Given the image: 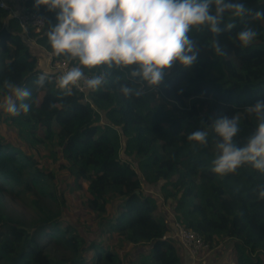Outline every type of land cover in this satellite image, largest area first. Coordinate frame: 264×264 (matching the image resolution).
<instances>
[{
    "label": "trees",
    "instance_id": "1",
    "mask_svg": "<svg viewBox=\"0 0 264 264\" xmlns=\"http://www.w3.org/2000/svg\"><path fill=\"white\" fill-rule=\"evenodd\" d=\"M242 2L250 13L264 11V0ZM22 5L16 12L32 9L48 22L26 37L0 8V96L12 91L5 81L31 92L27 113L0 115V127L12 128L0 133V264H190L173 237L174 220L210 249L229 244V264H264V173L247 164L223 176L211 170L218 142L212 120L240 115L234 142L241 146L257 126L245 109L264 99V20L237 18L219 37L224 56L208 47L211 33L193 28L189 35L202 48L197 63L169 69L154 89L138 85V97L120 91L131 83L129 68H83L105 77L86 102L46 79L35 84L45 71L24 38L51 55L47 33L56 12L34 0ZM245 25L258 35L241 48L235 37ZM197 129H207L208 142L193 148L187 138ZM46 141L56 148L44 154ZM45 162L64 173L62 189ZM4 197L30 206L31 217L7 209Z\"/></svg>",
    "mask_w": 264,
    "mask_h": 264
},
{
    "label": "clouds",
    "instance_id": "2",
    "mask_svg": "<svg viewBox=\"0 0 264 264\" xmlns=\"http://www.w3.org/2000/svg\"><path fill=\"white\" fill-rule=\"evenodd\" d=\"M42 5L56 12L57 22L47 33L51 55L77 62L59 77V87L68 91L70 85L77 84L84 76L83 68H129L131 83L120 88L126 97L140 96L138 85L154 89L176 65L187 69L197 63L202 48L189 35L193 28L211 33L208 47L224 56L219 37L236 27L237 18L251 14L254 20H264V11L250 13L242 0H34V7ZM226 16L231 19L225 24ZM257 35L253 27L245 25L235 39L239 47L245 48ZM45 79L46 74H42L35 84L42 87ZM104 80L102 75L93 76L86 80V86L95 90ZM4 87L15 97L5 98L4 110L12 116L21 110L27 113L30 106L23 101L31 92L9 81ZM245 111L254 116L257 126L242 146L234 142L240 132V115L211 121L218 138L212 172L223 176L247 164L264 173V99ZM208 137L207 129H197L187 139L195 148L206 145ZM258 195L264 198V185L259 187Z\"/></svg>",
    "mask_w": 264,
    "mask_h": 264
},
{
    "label": "built area",
    "instance_id": "3",
    "mask_svg": "<svg viewBox=\"0 0 264 264\" xmlns=\"http://www.w3.org/2000/svg\"><path fill=\"white\" fill-rule=\"evenodd\" d=\"M0 8L10 13L18 22L20 29L26 37H29L31 34H40L48 22V17L46 15L32 9H25L19 13L14 12L4 0H0ZM50 60L52 61V59ZM71 68L72 66L65 61H52L47 71H40L38 74L39 76L46 74V80L55 83L59 87V77ZM100 75L104 76L103 70L93 73L84 72L83 78L77 84L70 85L69 90L82 95L84 101L90 102L88 95L93 89L86 86V80L93 76ZM172 229L173 237L179 241L182 248L190 257L196 258L201 251L208 250V245L204 242L202 236L194 231L188 230L182 223L176 220L172 221ZM166 238H169V235H164L162 237L163 240Z\"/></svg>",
    "mask_w": 264,
    "mask_h": 264
},
{
    "label": "rangeland",
    "instance_id": "4",
    "mask_svg": "<svg viewBox=\"0 0 264 264\" xmlns=\"http://www.w3.org/2000/svg\"><path fill=\"white\" fill-rule=\"evenodd\" d=\"M6 1V0H5ZM11 2H8V0L6 1L7 2V5L10 7V8H14V9H17V8H20L22 7V3H23V0H10ZM13 6H12V5ZM13 9V10H14ZM26 41H27V44H28V47H29V50H30V53L32 54H35L36 57H37V61H38V68L39 70H42L45 69L44 67L49 63L51 64L52 61L50 60L51 59V55L48 54L49 58H47V54H43L42 53V49H40L36 43H35V38H24ZM4 45V38L3 37H0V49L3 47ZM48 64V66H49ZM9 95H12L14 96L13 92L11 91L10 93H8L7 95H1L0 96V115L2 117L6 116L7 115V112L4 110V101H5V98ZM102 115V114H101ZM3 124V123H2ZM12 128H6L5 126H2L0 127V133L2 134H6L7 132L11 131ZM39 133L41 134V132L39 131ZM21 142V139L19 140ZM46 145H44V149H43V153L44 154H47L49 153L50 151L54 150L56 147V145H52L50 144L48 141H46ZM44 167H46L48 170H50L51 172H53L58 180H57V187H58V190L59 188L62 189V178H64V173H62L60 170H58L57 168V165L56 164H53V163H50V162H45L44 164ZM62 174V175H61ZM154 192H157L156 190ZM57 196H60L59 194L56 193ZM58 198V197H57ZM60 199V198H59ZM3 201H5V203L7 204L5 207L7 209H10V208H15V210L21 214H23V217L24 218H30L31 215H32V208L30 206H27L21 202H12V201H9L7 199V197H4L3 198ZM45 202H48V200H44ZM162 211H157L155 212V216L156 217H160L162 216ZM229 248H230V245L227 244V243H221L219 244L218 246H215L214 248H208V250L205 252L204 254V257L206 258V260L210 263V264H229ZM203 257V258H204ZM124 264H127L126 261L124 260Z\"/></svg>",
    "mask_w": 264,
    "mask_h": 264
},
{
    "label": "crops",
    "instance_id": "5",
    "mask_svg": "<svg viewBox=\"0 0 264 264\" xmlns=\"http://www.w3.org/2000/svg\"><path fill=\"white\" fill-rule=\"evenodd\" d=\"M21 8V7H20ZM20 8H18V9H12L11 8V10H13L14 12H16V10L17 11H19V10H22V9H20ZM42 51V53L45 55V54H47V58H49V56H48V53H46L45 51H43V50H41ZM50 55V54H49ZM50 59V58H49ZM49 64V63H48ZM48 64L44 67L45 69H43L42 68V70L43 71H47L48 69H49V66H50V64H49V66H48ZM204 253H203V255L201 256V257H199V256H197L196 258H192V257H190V256H188V262L190 263V264H210L207 260H206V258L204 257V254H205V252L206 251H203ZM204 257V258H203Z\"/></svg>",
    "mask_w": 264,
    "mask_h": 264
},
{
    "label": "water",
    "instance_id": "6",
    "mask_svg": "<svg viewBox=\"0 0 264 264\" xmlns=\"http://www.w3.org/2000/svg\"><path fill=\"white\" fill-rule=\"evenodd\" d=\"M131 71V70H130Z\"/></svg>",
    "mask_w": 264,
    "mask_h": 264
}]
</instances>
